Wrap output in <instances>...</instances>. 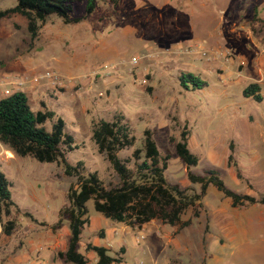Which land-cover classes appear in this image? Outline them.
<instances>
[{"label": "rangeland", "instance_id": "1", "mask_svg": "<svg viewBox=\"0 0 264 264\" xmlns=\"http://www.w3.org/2000/svg\"><path fill=\"white\" fill-rule=\"evenodd\" d=\"M16 4L17 0H0V9ZM87 5L88 0L75 1L72 15L85 16L76 23L56 14L38 21L35 38L22 14L0 21V66L11 61L18 72L14 76L26 80L20 90L35 86L42 92V98L30 97L34 110L42 109L44 102L55 118L65 120V132L78 146L68 151V161L83 162L85 173L96 171L106 184L117 183L119 178L99 153L92 133L94 121L123 113L136 143L120 156L143 147L144 130L151 128L162 155H170L167 181L200 191L176 151L187 123L189 147L200 158L191 167L193 172L216 169L230 188L261 195L264 98L258 102L243 91L258 83L264 97V0H97L91 14L86 13ZM198 43L209 56L195 47ZM215 49L227 55L211 58ZM48 70L61 75L63 82L34 80ZM185 72L199 76L207 86H183L180 77ZM8 76L12 75L0 79ZM0 85L3 93L10 87L1 80ZM53 121L44 126L51 130ZM0 170L11 181L12 197L22 209L4 215V221L17 220L11 235L2 232L0 223V264H20L15 258L33 253L31 247L39 245L41 256L28 257L29 264H70L56 253L66 248L70 237L69 219L61 217L60 209L69 202L67 193L75 178L65 174L60 162L19 156L1 142ZM237 170L244 179L237 177ZM88 206L90 224L78 249L90 264L97 258L86 251L88 242L111 243L112 255L125 247L124 262L119 264H264V204L234 206L213 185L198 207V217L194 208L183 214L192 219L184 228L153 220L140 231L106 217L92 201ZM60 218L53 232L51 226Z\"/></svg>", "mask_w": 264, "mask_h": 264}, {"label": "trees", "instance_id": "2", "mask_svg": "<svg viewBox=\"0 0 264 264\" xmlns=\"http://www.w3.org/2000/svg\"><path fill=\"white\" fill-rule=\"evenodd\" d=\"M76 0H17L13 7L0 9V21L6 16L19 13L29 20L32 37L38 35V21L56 14L67 23H76L85 16H73ZM97 0H88L87 14L96 8ZM183 86L190 84L196 88L207 86V82L192 72H185L180 77ZM246 97L256 101L263 100L261 86L249 84L243 91ZM55 111L44 105V109L34 110L26 91L18 90L0 98V142L19 156H32L40 162H60L64 172L75 180L68 189V204L60 209V215L69 219L70 237L65 249L58 250L56 257L70 264H90L87 255L78 249L81 236L86 225L90 224L89 201L94 208L108 218L125 223L133 228H142L152 220H160L164 224L177 225L181 228L189 226L192 219H184L183 214L194 208V217L200 215L198 210L208 188L213 185L232 200L234 206L245 204H264V192L259 195L242 193L230 188L216 169H209L205 174L191 170L199 163V156L189 147L190 129L186 123L176 144L178 156L185 162L188 178L200 185L195 188H183L179 184H170L166 179V170L170 155H162L154 132L151 128L144 130V145L135 148L131 155L122 158L120 152L136 143V136L123 113H116L112 120L101 118L93 123L92 139L100 154L105 155L119 180L117 183H105L96 171L85 173L83 162L73 164L68 161L67 153L78 147L74 145L72 134L65 132L66 122L62 117L55 118ZM53 119V126L48 130L44 124ZM233 154L230 153L231 162ZM237 177L244 179L237 170ZM11 181L0 170V223L2 232L11 235L17 228L15 218L4 221V215H10L13 208L22 211L14 201ZM31 220L37 221L29 211L24 212ZM62 218L51 226L55 232ZM42 225L49 226L46 222ZM104 236V232L100 233ZM86 251L96 253V264H119L124 262L125 247H121L115 255L103 244L88 242Z\"/></svg>", "mask_w": 264, "mask_h": 264}, {"label": "built area", "instance_id": "3", "mask_svg": "<svg viewBox=\"0 0 264 264\" xmlns=\"http://www.w3.org/2000/svg\"><path fill=\"white\" fill-rule=\"evenodd\" d=\"M195 47L198 48V50L204 55L209 56L208 50H206L200 43L196 44ZM210 55L211 58L217 59L221 56H226L227 52H225L222 49H215L211 52ZM135 61L137 62L138 60L136 59ZM42 79H47L54 84H61L63 82L62 76L58 75L56 72L51 70L45 71L44 73L34 78L35 81H40ZM1 83H7L10 86L9 88H6L4 91L5 95H10L15 91L20 90V88H22V86L26 83V80L21 77H15L12 75L4 79H1Z\"/></svg>", "mask_w": 264, "mask_h": 264}, {"label": "crops", "instance_id": "4", "mask_svg": "<svg viewBox=\"0 0 264 264\" xmlns=\"http://www.w3.org/2000/svg\"><path fill=\"white\" fill-rule=\"evenodd\" d=\"M11 62V61H10ZM10 62L8 63V65L7 64H5V65H2V66H0V78L3 76V75H5V74H10V75H13L14 76V74H16V73H18V72H14V65H11L10 64ZM3 75H2V74ZM1 80V79H0ZM3 88H4V86L3 85H0V98L1 97H3V96H6V95H4V93H3ZM28 91H27V93L29 92V93H31V94H28L29 95V97H31V96H33V98L34 99H37V98H42V92L39 90V89H36V87L34 86H29L28 87V89H27ZM42 104H43V108L42 109H44V105H46V104H44V102H41ZM47 106V105H46ZM37 110H40L39 108L37 109ZM9 152V151H8ZM13 154V153H12ZM14 155V154H13ZM151 222H153V220L151 221ZM150 223V222H149ZM146 225V224H145ZM144 225V226H145ZM144 226L142 227V228H140V231H143V229H144ZM152 226H157V224H154V225H152ZM173 226V225H172ZM174 226H176V225H174ZM150 229L152 230V228L150 227ZM104 234H106V233H104ZM106 246H113L111 243H107V244H105ZM42 247V245H39L38 247H36V246H33V247H31L32 248V251H33V253H29V255H27V254H25V253H22V254H19L16 258H15V262H17V263H20V264H29V262H30V260H29V258H32V256H41V254H40V250H39V248H41ZM29 257V258H28ZM123 263V262H122Z\"/></svg>", "mask_w": 264, "mask_h": 264}]
</instances>
